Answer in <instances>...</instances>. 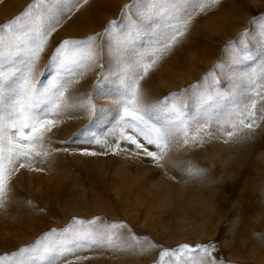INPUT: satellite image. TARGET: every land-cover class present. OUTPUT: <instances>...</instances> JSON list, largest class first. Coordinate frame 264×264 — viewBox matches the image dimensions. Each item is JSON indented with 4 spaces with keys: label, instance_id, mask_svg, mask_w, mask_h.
<instances>
[{
    "label": "rangeland",
    "instance_id": "obj_1",
    "mask_svg": "<svg viewBox=\"0 0 264 264\" xmlns=\"http://www.w3.org/2000/svg\"><path fill=\"white\" fill-rule=\"evenodd\" d=\"M95 1L89 0L71 19H66L53 33L50 44L101 32L108 21H117L124 29L129 18L136 16L135 7L128 16H121L123 6L131 5L133 0H112L111 7L100 8L94 27H90L88 9ZM31 2L2 0L0 24L14 18ZM139 7L149 13L154 11L148 0ZM262 24L264 0H221L207 15L197 16L186 42L141 81L146 102L154 103L166 94L190 89L220 62L225 70H216V89L238 95L245 86L234 79L236 75L264 70ZM147 39L137 41L134 47H145ZM231 42L237 46L246 43L251 60L233 65L231 51H225ZM125 56L117 59L103 55L102 67L93 68L69 86L70 102L78 103L91 96L108 110V119L114 123L118 106L113 101L124 82L126 65L135 60L131 52ZM47 60L45 53L39 65L43 73L39 76L41 86L54 75L46 68ZM261 104L264 100L258 99L257 107ZM86 125L98 134L110 126L108 120L90 124L86 113L72 110L59 118L53 139H69ZM223 139H206L202 146L179 151L173 148L170 155L176 161H191L206 169L202 176L191 179L171 162L157 168L147 160L125 156H81V146L75 144L53 145L68 147L72 154H54L49 163L40 165L45 168L42 173L24 169L13 173L8 195L0 204V255L31 245L43 232L66 226L72 217L98 216L102 222L123 221L137 236H147L163 248L211 242L217 247L214 256L226 264H264V121L244 139L229 143ZM121 235L126 237L128 233L121 230ZM138 248L81 251L78 255L87 259H68L73 264H157L161 247L143 253Z\"/></svg>",
    "mask_w": 264,
    "mask_h": 264
},
{
    "label": "snow or ice",
    "instance_id": "obj_2",
    "mask_svg": "<svg viewBox=\"0 0 264 264\" xmlns=\"http://www.w3.org/2000/svg\"><path fill=\"white\" fill-rule=\"evenodd\" d=\"M143 2L133 0L123 6L122 18L136 8V16L129 18L124 29L117 21H108L101 32L65 38L55 46L50 44L53 33L89 0H32L18 15L0 24V204L8 195L13 173L21 169L45 172L40 165L61 151L69 153L68 147L53 145L75 144L81 146V156H125L147 160L157 168L171 162L191 179L202 176L206 169L191 161H176L170 155L173 148L190 149L202 146L206 139L221 137L229 143L260 127L264 104L258 108L257 101L264 100V70L236 75L234 79L244 90L238 95L225 94L216 89V70H225L220 62L190 89L146 102L141 81L186 42L196 17L207 15L221 0H148L154 5L151 13L139 7ZM261 31L264 33V24ZM145 37L146 46L136 49V42ZM225 51H231L233 65L252 58L243 42L239 46L231 42ZM129 52L135 60L126 65L124 82L113 101L118 106L114 123L108 119V110L91 96L70 102L69 86L93 68L102 67L103 55L121 59ZM45 53L46 68L54 75L41 86L39 65ZM99 84L98 80L97 87ZM72 110L86 113L90 124L108 120L110 126L98 134L86 125L69 139L54 140L59 118ZM121 230L128 235H121ZM137 246L141 253L161 247L157 264H226L214 256V243L163 248L147 236H137L123 221L102 222L98 216L72 217L66 226L43 232L31 245L0 255V264H73L68 257L87 259L78 255L81 251H133Z\"/></svg>",
    "mask_w": 264,
    "mask_h": 264
},
{
    "label": "bare ground",
    "instance_id": "obj_3",
    "mask_svg": "<svg viewBox=\"0 0 264 264\" xmlns=\"http://www.w3.org/2000/svg\"><path fill=\"white\" fill-rule=\"evenodd\" d=\"M114 3L112 0H97L95 2L92 3V5L90 6V8L88 9V19H89V26L90 27H94V22L97 20V18H95L96 14H98L100 12V8H107V7H111V4ZM3 11V10H2ZM1 13V12H0ZM86 27V26H84Z\"/></svg>",
    "mask_w": 264,
    "mask_h": 264
}]
</instances>
